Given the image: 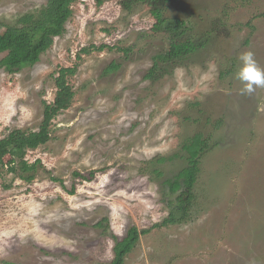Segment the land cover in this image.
<instances>
[{"label": "rangeland", "instance_id": "obj_1", "mask_svg": "<svg viewBox=\"0 0 264 264\" xmlns=\"http://www.w3.org/2000/svg\"><path fill=\"white\" fill-rule=\"evenodd\" d=\"M46 2L0 0V23L38 17ZM164 6L171 22L181 19L210 41L159 81L144 76L167 47L165 36L151 33L149 6L127 13L121 0H76L64 34L33 68L12 81L0 69L3 138L37 131L59 69L76 67L66 77L70 107L51 121L50 140L24 155L29 165L40 162L34 179H17L9 190L0 181V264H107L131 227L150 232L123 264H264V88L241 95L234 77L242 52L252 51L264 69V0ZM100 46L107 48L77 58ZM112 63L119 69L104 74ZM196 133L210 149L195 201L181 222L162 226L173 200L165 181L185 162L158 160Z\"/></svg>", "mask_w": 264, "mask_h": 264}, {"label": "trees", "instance_id": "obj_2", "mask_svg": "<svg viewBox=\"0 0 264 264\" xmlns=\"http://www.w3.org/2000/svg\"><path fill=\"white\" fill-rule=\"evenodd\" d=\"M75 1L47 0L38 17L24 15L16 25L0 23V55H3L0 59V69L7 74L8 81L13 80L15 73L33 68L39 62L40 56L51 47L53 39L64 34L66 22L72 16L71 5ZM96 1L101 4V0ZM168 2L169 0H121V6L127 13H133L137 4L149 6L154 19L151 33L164 35L167 41V47L152 57V65L144 76V79L150 82L171 76L175 69L185 67L193 57L203 52L210 41V35L196 34L183 20L176 19L171 22L166 18L163 12L164 5ZM105 48L107 46L81 49L77 58L90 54L91 50L101 52ZM121 51L126 54L131 48ZM118 69L119 65L112 63L105 69L104 74L114 73ZM75 71V66L59 69L54 79L56 92L53 103L45 106L37 131L15 129L0 138V181L4 190L11 189L17 179L29 183L34 179L40 162L35 161L29 165L24 160V155L26 151H33L50 140L51 121L72 103L74 92L66 77L74 75ZM209 143V138L196 133L182 143L179 153L158 160L159 163L165 164L179 156L178 158L185 162L176 175L165 181L173 200L169 202L170 214L162 222V226L181 222L192 208L195 186L201 173V160L210 149ZM152 174L158 178L162 177L159 169H153ZM74 175L80 177L79 174ZM149 232V229L139 230L131 227L124 238L115 241L113 259L107 264H123L125 256L134 248L139 238Z\"/></svg>", "mask_w": 264, "mask_h": 264}, {"label": "clouds", "instance_id": "obj_3", "mask_svg": "<svg viewBox=\"0 0 264 264\" xmlns=\"http://www.w3.org/2000/svg\"><path fill=\"white\" fill-rule=\"evenodd\" d=\"M238 62L234 77L242 84L240 94L251 96L257 89L264 88V69L258 66L254 53L252 51L240 53Z\"/></svg>", "mask_w": 264, "mask_h": 264}]
</instances>
